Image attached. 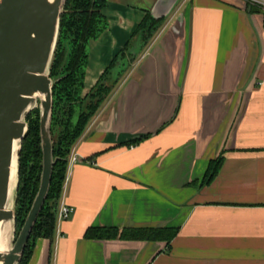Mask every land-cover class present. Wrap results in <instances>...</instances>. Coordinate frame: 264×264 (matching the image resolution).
<instances>
[{"label": "crops", "instance_id": "obj_1", "mask_svg": "<svg viewBox=\"0 0 264 264\" xmlns=\"http://www.w3.org/2000/svg\"><path fill=\"white\" fill-rule=\"evenodd\" d=\"M105 1L84 94L128 43L143 46L147 11L168 14L73 146L60 197L74 212L56 213L28 264H264V11Z\"/></svg>", "mask_w": 264, "mask_h": 264}, {"label": "water", "instance_id": "obj_2", "mask_svg": "<svg viewBox=\"0 0 264 264\" xmlns=\"http://www.w3.org/2000/svg\"><path fill=\"white\" fill-rule=\"evenodd\" d=\"M177 0H175L176 2ZM67 0H0V238L2 227L13 223L10 248L0 251V264H20L34 225L48 197L57 156L54 154L52 117L54 108L51 64L57 48L61 14ZM248 6L249 11L251 5ZM153 18L165 19L168 11ZM142 46L132 49L123 65L113 69L114 79L123 76ZM131 55V56H130ZM39 108L42 172L39 189L16 237V198L19 185L20 150L26 136L28 115ZM16 156V158H15ZM17 180L12 186L14 161ZM59 204V200H58Z\"/></svg>", "mask_w": 264, "mask_h": 264}, {"label": "trees", "instance_id": "obj_3", "mask_svg": "<svg viewBox=\"0 0 264 264\" xmlns=\"http://www.w3.org/2000/svg\"><path fill=\"white\" fill-rule=\"evenodd\" d=\"M105 0H67L61 14V26L57 48L50 68V75L55 79L53 85L54 108L52 117V137L54 164L48 197L34 225L20 264H28L38 238H53L56 229L58 200L63 191L67 174L69 155L93 115L110 96L120 78L112 77L113 69L119 62L116 57L98 80L96 86L84 94L85 76L88 67V43L97 38L107 27L108 19L103 13ZM251 11H260L251 5ZM163 19L153 18L146 12L143 21L134 36L144 42L142 48L153 38ZM131 43L126 45L120 58ZM131 56V55H130ZM34 114H36L35 117ZM29 128L20 150L19 185L16 198L17 226L23 225L26 216L39 189L42 172V147L40 136L39 109L28 115ZM223 161V156L210 164V174L214 176ZM111 230V229H110ZM96 233L95 229L89 231ZM176 230L170 229L167 240L170 242ZM152 236L156 237L155 231ZM34 240L31 242V240Z\"/></svg>", "mask_w": 264, "mask_h": 264}, {"label": "built area", "instance_id": "obj_4", "mask_svg": "<svg viewBox=\"0 0 264 264\" xmlns=\"http://www.w3.org/2000/svg\"><path fill=\"white\" fill-rule=\"evenodd\" d=\"M244 1L248 4L256 5L257 7L261 8L264 11V0H244ZM70 159H71V161L75 162V161L79 160V157L77 155L73 154V155H71ZM67 181H68V178L66 177L65 181H64L63 188L66 185ZM57 211H58L57 212V218H58L57 221L61 222L65 219H67L72 214V212H74V208L70 204H68L64 200V198L60 197Z\"/></svg>", "mask_w": 264, "mask_h": 264}, {"label": "bare ground", "instance_id": "obj_5", "mask_svg": "<svg viewBox=\"0 0 264 264\" xmlns=\"http://www.w3.org/2000/svg\"><path fill=\"white\" fill-rule=\"evenodd\" d=\"M16 158V156H15ZM13 172H12V186L15 188L17 180V162L14 161ZM13 223L8 222L2 227V234L0 238V251H6L10 248V242L12 241Z\"/></svg>", "mask_w": 264, "mask_h": 264}, {"label": "rangeland", "instance_id": "obj_6", "mask_svg": "<svg viewBox=\"0 0 264 264\" xmlns=\"http://www.w3.org/2000/svg\"><path fill=\"white\" fill-rule=\"evenodd\" d=\"M39 109V108H38ZM36 116V114H34V116L33 117H35ZM37 117V116H36ZM22 226H24V225H22ZM22 226L21 225H18L17 226V230H16V237L18 236V234H19V232H20V230H21V228H22ZM34 240L32 239L31 240V242H33Z\"/></svg>", "mask_w": 264, "mask_h": 264}]
</instances>
